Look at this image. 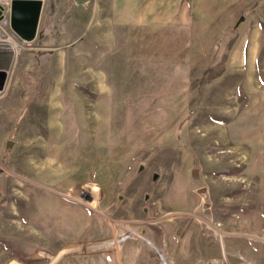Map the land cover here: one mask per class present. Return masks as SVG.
<instances>
[{"label":"rangeland","instance_id":"obj_1","mask_svg":"<svg viewBox=\"0 0 264 264\" xmlns=\"http://www.w3.org/2000/svg\"><path fill=\"white\" fill-rule=\"evenodd\" d=\"M185 3L132 33L43 0L0 51V264H264V0Z\"/></svg>","mask_w":264,"mask_h":264},{"label":"crops","instance_id":"obj_2","mask_svg":"<svg viewBox=\"0 0 264 264\" xmlns=\"http://www.w3.org/2000/svg\"><path fill=\"white\" fill-rule=\"evenodd\" d=\"M188 19L185 0H110L108 20L122 32L185 28Z\"/></svg>","mask_w":264,"mask_h":264},{"label":"water","instance_id":"obj_3","mask_svg":"<svg viewBox=\"0 0 264 264\" xmlns=\"http://www.w3.org/2000/svg\"><path fill=\"white\" fill-rule=\"evenodd\" d=\"M43 8V0H11L10 1V28L13 33L23 42L34 41L37 35L40 17ZM7 74L0 70V92L5 88ZM12 143L8 142L7 147ZM197 170L191 171V178L196 179ZM205 192L204 188L196 190L197 194Z\"/></svg>","mask_w":264,"mask_h":264},{"label":"built area","instance_id":"obj_4","mask_svg":"<svg viewBox=\"0 0 264 264\" xmlns=\"http://www.w3.org/2000/svg\"><path fill=\"white\" fill-rule=\"evenodd\" d=\"M10 1L0 0V51L16 52L18 38L10 28Z\"/></svg>","mask_w":264,"mask_h":264},{"label":"trees","instance_id":"obj_5","mask_svg":"<svg viewBox=\"0 0 264 264\" xmlns=\"http://www.w3.org/2000/svg\"><path fill=\"white\" fill-rule=\"evenodd\" d=\"M228 44V42L226 43ZM217 71H215V69H213V66H209L206 70L205 73H203V76L201 78V82L205 85L210 84L211 82H213L214 80H216L218 78V74L216 75Z\"/></svg>","mask_w":264,"mask_h":264},{"label":"bare ground","instance_id":"obj_6","mask_svg":"<svg viewBox=\"0 0 264 264\" xmlns=\"http://www.w3.org/2000/svg\"><path fill=\"white\" fill-rule=\"evenodd\" d=\"M211 131V130H210ZM222 143V142H221ZM223 144V143H222ZM182 223V222H181ZM177 227V226H176ZM182 227V226H181ZM178 229V228H177ZM186 230V229H185ZM185 230H183V231H185ZM176 232H178V231H176ZM184 233V232H183ZM177 234V233H176ZM179 234V233H178ZM220 237V236H219ZM214 242H215V240H214ZM216 242H217V240H216Z\"/></svg>","mask_w":264,"mask_h":264}]
</instances>
